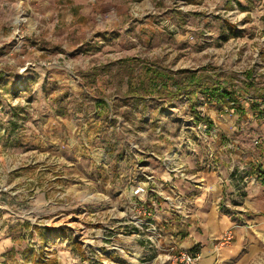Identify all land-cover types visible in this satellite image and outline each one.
I'll return each instance as SVG.
<instances>
[{
    "label": "rangeland",
    "instance_id": "rangeland-1",
    "mask_svg": "<svg viewBox=\"0 0 264 264\" xmlns=\"http://www.w3.org/2000/svg\"><path fill=\"white\" fill-rule=\"evenodd\" d=\"M263 125L264 0H0V264H177L162 196L264 184Z\"/></svg>",
    "mask_w": 264,
    "mask_h": 264
},
{
    "label": "crops",
    "instance_id": "crops-1",
    "mask_svg": "<svg viewBox=\"0 0 264 264\" xmlns=\"http://www.w3.org/2000/svg\"><path fill=\"white\" fill-rule=\"evenodd\" d=\"M205 167L186 176L183 188H179L176 176L175 181L170 177L172 191L162 197L175 215L163 219L164 245L176 253L185 250L199 255L203 264H262L264 184L250 173V182L243 184L241 173L223 170L216 163ZM162 178L166 181L169 176ZM155 190L159 194V189ZM227 232H231V239L218 244L217 239Z\"/></svg>",
    "mask_w": 264,
    "mask_h": 264
},
{
    "label": "built area",
    "instance_id": "built-area-1",
    "mask_svg": "<svg viewBox=\"0 0 264 264\" xmlns=\"http://www.w3.org/2000/svg\"><path fill=\"white\" fill-rule=\"evenodd\" d=\"M143 192V189L138 186L133 190L134 195L141 194ZM231 239V232H227L222 235L219 239H217L218 244L225 243ZM174 262L177 264H203L201 261V258L199 255H193L185 250H180L175 259Z\"/></svg>",
    "mask_w": 264,
    "mask_h": 264
},
{
    "label": "trees",
    "instance_id": "trees-1",
    "mask_svg": "<svg viewBox=\"0 0 264 264\" xmlns=\"http://www.w3.org/2000/svg\"><path fill=\"white\" fill-rule=\"evenodd\" d=\"M216 92L217 91H215V92H212V91L207 92L206 91L207 94L210 93L211 95L214 94L215 96H218L217 98H220V99H229L230 94L227 93L226 91H221V92H218V93H216Z\"/></svg>",
    "mask_w": 264,
    "mask_h": 264
}]
</instances>
